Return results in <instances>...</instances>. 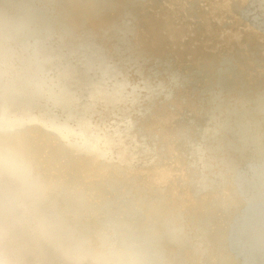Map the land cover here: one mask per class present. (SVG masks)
Listing matches in <instances>:
<instances>
[{
	"label": "bare ground",
	"instance_id": "bare-ground-1",
	"mask_svg": "<svg viewBox=\"0 0 264 264\" xmlns=\"http://www.w3.org/2000/svg\"><path fill=\"white\" fill-rule=\"evenodd\" d=\"M0 264H264V0H0Z\"/></svg>",
	"mask_w": 264,
	"mask_h": 264
},
{
	"label": "clouds",
	"instance_id": "clouds-1",
	"mask_svg": "<svg viewBox=\"0 0 264 264\" xmlns=\"http://www.w3.org/2000/svg\"><path fill=\"white\" fill-rule=\"evenodd\" d=\"M9 171L14 179L24 181L29 178L28 170L22 162L11 163L9 165Z\"/></svg>",
	"mask_w": 264,
	"mask_h": 264
}]
</instances>
